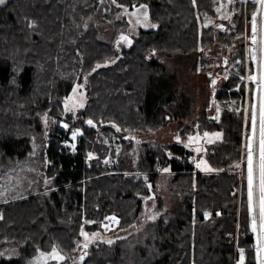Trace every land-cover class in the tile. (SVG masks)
Masks as SVG:
<instances>
[{"label":"trees","instance_id":"obj_1","mask_svg":"<svg viewBox=\"0 0 264 264\" xmlns=\"http://www.w3.org/2000/svg\"><path fill=\"white\" fill-rule=\"evenodd\" d=\"M227 1L231 16L225 20L238 24L234 33L205 25L206 18H218L219 0L0 5V252H9L0 255V264H50L46 254L53 249L64 259L52 264H70L82 231L101 238L83 247L84 264H238L241 255L243 264H260L248 182L240 187L230 172L241 157L242 113L200 118L201 131L222 134L207 145L210 173L197 169L185 144L196 133L193 127H183L179 141L170 144L124 139L193 115L195 99L178 90L176 71L188 68L198 46L217 42L227 51L231 37L242 38L244 2ZM139 5L148 8L156 28L139 30L137 37L132 32L134 41L121 47L116 37L129 23L118 14ZM103 6L112 22L108 34L90 22ZM178 56L173 72L159 61ZM237 83L224 84L216 101H243ZM75 85L84 89L85 105L64 113V99ZM73 131L80 133L75 142ZM246 134L244 146L253 138L250 122ZM165 169L173 174L170 191L180 203L163 210L158 199L160 215L147 222L148 183L154 189ZM111 217L117 222L112 229ZM130 228L129 235L114 236Z\"/></svg>","mask_w":264,"mask_h":264},{"label":"rangeland","instance_id":"obj_2","mask_svg":"<svg viewBox=\"0 0 264 264\" xmlns=\"http://www.w3.org/2000/svg\"><path fill=\"white\" fill-rule=\"evenodd\" d=\"M8 0H6L7 2ZM219 13L218 18L214 20H210L206 18L205 25H208L212 22V24L217 25L219 23H224L226 25V30L230 31L231 33H234V29L238 26V24L234 21L227 22L225 19L230 18L231 16V9L228 5V1L224 3L223 0H219ZM245 5V12L243 16L244 19V29L241 34V37L239 40L237 36L234 35V37H231V50H225L219 43H215L210 48H204L202 46H198V49L196 52H192V54L189 57V61L187 63L188 68H183L182 74L179 73V70L176 71L175 75V85L177 86L178 90L186 91L189 93L190 97L195 99L194 107H193V115L191 117L186 118V120L183 121H172L169 122L168 125L159 128L158 130L154 132L148 131L147 133H140L139 134H131L140 136L141 140L139 143L144 142H152L156 144H170L177 140V137L180 139V132L183 127L189 126L193 127L195 130V134L189 135L187 141L185 144L193 151L194 153V163L197 165V163H200L203 161L204 163L201 164L199 168H197L200 171H203L205 173H210L208 169H210V166L208 165L205 154L207 151V145L213 142H217L221 139L222 134L220 131H201L200 129V118L203 116L208 121H215V120H209L208 117L211 116H217V109H221V111H235L240 112L243 115V145L241 150V157L239 161L237 162L235 169L233 171H230L231 173L237 174L239 178V184L240 187L242 184L247 183L248 179L245 178V166L248 167V151L249 146L252 148V159H253V198H252V211H253V217L255 216L257 218V232H256V238H257V249L261 248V243L258 240L259 235V205H260V166L258 158H254L253 155V138L252 141L249 143L246 141V144L244 146V142L246 139V131L247 126L249 125L248 117L251 112V108L253 104L258 105V98H257V88L258 83L252 81L249 79L251 76H256L257 79L261 77V75H264V60H260V63L258 62L259 59V49L261 48L262 44V36H263V29L262 24H264V17L262 16L263 8H261V5L258 2H254V0H243ZM250 3H254V7L250 6ZM143 5H139L137 7H134L133 9L127 10V12L123 11L118 14V18L121 19L122 17H126L128 21V27L124 33H120V35H117V39H120L124 35H128V37H132V32H135L136 37L139 35V30H149L156 28L153 27V22H151L149 17V11L147 7H142ZM102 9L97 12L94 16L90 18V22L95 23L102 32L105 34H108L109 31L112 28V22L108 21L104 17V13L106 12V8L103 6ZM255 13L256 15V32H255V43H253V33H252V16ZM89 22V20H88ZM129 39L124 40V42L119 43L121 47L126 46ZM131 42V40H130ZM243 45V46H242ZM241 46L243 47V50L241 49ZM154 53L149 52L148 58L153 57ZM207 55V56H206ZM218 56V60L215 59V57ZM213 57V58H212ZM227 57L228 64L226 67H222V58ZM255 57V59H253ZM181 56L174 57V58H165L162 57L159 59L161 64H164L165 67H167L168 72H173L176 68H178L179 59ZM201 58L205 59L202 60ZM212 74L213 77L220 76L221 79L218 81L217 85V92L219 90H222L224 88V84H228L230 79H236L238 80L236 91L238 88L243 85L244 88V98L243 101H241V98L239 101H232V102H226V100H217L215 107H211L212 103V93H213V85H212V78L208 77V74ZM78 85H75L74 88H76ZM253 96L254 101L250 100V96ZM67 104V110L65 108V105ZM85 105V91L82 87L78 89V91L74 94L73 91L65 97L64 99V113H70L74 114L76 113L80 108H82ZM195 108V111H194ZM181 124V125H180ZM258 124V130H259V122ZM245 131V132H244ZM207 132L209 134V137L205 138L204 133ZM219 134V137H217L215 134ZM130 135V134H127ZM189 137H194L192 142H189ZM254 137V136H253ZM245 138V139H244ZM72 139V136H71ZM76 140V138H75ZM75 140L72 139L73 142ZM211 141V142H209ZM259 146L257 147V149ZM199 149V152L197 151ZM197 167V166H196ZM210 171H212L210 169ZM214 172V171H212ZM173 174L167 170L162 171L159 174V178L155 183L154 186V193L155 197L151 198L150 200H147V215L146 220L154 221L156 220L159 215L160 211L157 209V203L158 199H161L163 201V210H171L175 209L178 204L180 203V196L178 194H173L170 191L171 187V177ZM116 221V220H115ZM88 224H90V221H87ZM117 223V222H116ZM133 231L132 228L127 230H118L116 231V234L114 236H126L129 235ZM88 239L86 240L85 237L82 235V239L77 242L75 250L71 253V263L70 264H80L81 255H84L83 246L84 244H93L96 240H101V238L98 237L97 233H89ZM260 252V264L262 261H264V248H261ZM0 255H9V252L7 250H3L0 252ZM59 255V254H58ZM61 256V255H59ZM47 259L50 260V264H52L55 259L52 258V254L48 253L46 254ZM38 261V258H37ZM241 258L238 261V264H240ZM84 264V263H83Z\"/></svg>","mask_w":264,"mask_h":264},{"label":"snow or ice","instance_id":"obj_3","mask_svg":"<svg viewBox=\"0 0 264 264\" xmlns=\"http://www.w3.org/2000/svg\"><path fill=\"white\" fill-rule=\"evenodd\" d=\"M254 2H258L261 5V8H264V0H254ZM6 3V0H0V5H4ZM113 3H115V0H113ZM143 7V6H142ZM251 24H252V33H253V43H255V32H256V25H257V21H256V15L255 13L252 16V20H251ZM153 27H155V25H153ZM127 37L122 36L121 40H127ZM128 43L130 44L131 42L128 41ZM253 59H255V57H253ZM99 67V65L97 66ZM262 67H264V65H262ZM249 79H251L254 82L258 83V88H257V98H258V105L257 104H253L252 108H251V112L250 115L248 117L249 122H250V129L252 132V135L255 136L256 134V130H257V122H259V134H260V205H259V235H258V240L261 243V248H264V75H261V77L259 78V80L257 79L256 76H251L249 77ZM213 84H215V81H213ZM81 86L78 85L76 88L73 89V93L75 94L78 89ZM83 106V105H81ZM65 108L67 110V104L65 105ZM217 112H219V109H217ZM218 118V117H217ZM46 119V117H45ZM87 123L90 126H93V121L92 120H88ZM64 128H67L68 125L67 124H63L62 125ZM119 130V129H117ZM80 133L77 131H73L72 133V139L75 140L76 136L79 135ZM204 137L207 138L209 137V134L207 132H205ZM217 137H219V134H215ZM194 139V137H189V142H192ZM177 140L179 141V137H177ZM211 142V141H209ZM197 151L199 152V149H197ZM107 163V161H106ZM204 163L203 161H201L200 163H197V168H199L201 166V164ZM210 170V169H208ZM165 171H167V169H165ZM248 198H249V205L251 208V202H252V198H253V159H252V148L251 146H249V151H248ZM205 217H208V213H205ZM112 220H115V217H111ZM252 230L253 232H257V218L254 216L252 219ZM81 235H83L85 237V239H88V234L85 232H81ZM109 244L112 243L111 240L108 241ZM84 248H87L88 245L84 244L83 246ZM261 248H258L257 251H261ZM41 255H44L43 253H41ZM52 258L53 259H64V257L59 256L56 253V250L53 249L52 252ZM83 259V257H81V260ZM240 264H243V255H241V261ZM261 264H264V261L261 262Z\"/></svg>","mask_w":264,"mask_h":264},{"label":"water","instance_id":"obj_4","mask_svg":"<svg viewBox=\"0 0 264 264\" xmlns=\"http://www.w3.org/2000/svg\"><path fill=\"white\" fill-rule=\"evenodd\" d=\"M214 28L216 30H219L222 32L226 31V25L224 23H219V24L215 25ZM228 50L230 51L231 48H229ZM227 60H228L227 57L222 58V67L227 66V64H228ZM208 77L212 78V85L214 88L213 93H212V103H211V106L214 108L216 105L217 85H218V81H219V79H221V77L220 76L213 77L210 73L208 74ZM213 81H215V84H213ZM217 117H218V119L221 117V109H219V112H217V116H211V117H208V119L209 120H215ZM128 138L133 139V140H137V137L135 135H131V134L124 136V139H128ZM148 188L150 191V195L148 196L147 200H150L151 198L155 197V193L153 191L152 183H148ZM81 257H83V259L80 260V264H83L85 261V257H84V255H81Z\"/></svg>","mask_w":264,"mask_h":264},{"label":"built area","instance_id":"obj_5","mask_svg":"<svg viewBox=\"0 0 264 264\" xmlns=\"http://www.w3.org/2000/svg\"><path fill=\"white\" fill-rule=\"evenodd\" d=\"M262 16L264 17V8L262 11ZM262 29H263V36H262V44H261V48L259 49V59L258 62L260 63V60L262 59V61L264 60V24H262ZM258 123V122H257ZM253 155L254 158L256 159V157L258 158L259 161V166H260V134H259V130H258V124H257V130H256V134L253 137ZM259 146V148L257 149V147ZM116 221L109 219L107 220V227L108 228H114L116 226Z\"/></svg>","mask_w":264,"mask_h":264},{"label":"flooded vegetation","instance_id":"obj_6","mask_svg":"<svg viewBox=\"0 0 264 264\" xmlns=\"http://www.w3.org/2000/svg\"><path fill=\"white\" fill-rule=\"evenodd\" d=\"M124 37H127L129 39V41L131 40V43L134 41L133 38L131 39V36L128 37V35H124ZM119 41L124 42V40H121V38L119 39ZM128 43V42H127ZM207 56V55H206ZM213 58V57H212ZM216 60H218V56L215 57ZM212 75V74H211ZM210 78V77H209ZM212 107V106H211Z\"/></svg>","mask_w":264,"mask_h":264}]
</instances>
